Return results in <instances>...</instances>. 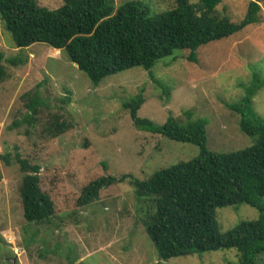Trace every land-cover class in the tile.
Here are the masks:
<instances>
[{
	"label": "rangeland",
	"instance_id": "rangeland-1",
	"mask_svg": "<svg viewBox=\"0 0 264 264\" xmlns=\"http://www.w3.org/2000/svg\"><path fill=\"white\" fill-rule=\"evenodd\" d=\"M252 1L222 0L218 10L240 23ZM37 2L49 10L64 4ZM129 2H141L155 15L173 8L176 0H115V7ZM259 4L260 24L200 47L197 64L187 61L189 51H177L151 72L136 67L109 76L98 86L65 51L45 44L16 48L0 20V51L8 73L0 83V264L163 262L142 225L131 180L147 181L161 169L198 157L200 150L139 130L124 105L143 92L146 102L139 118L158 126L171 118L186 124V113L191 112L192 120L209 122L210 151L251 147L256 139L241 131V116L226 105L240 103L258 76L262 87L253 97V107L264 119V0ZM36 91L38 114L29 123L34 99L29 94ZM59 117L69 130L54 137L51 127ZM16 152L40 167L41 188L55 204L50 225L29 224L24 218L20 195L24 174L15 162ZM6 154L12 156L10 165L2 159ZM104 177L128 179L101 191L98 201L79 205L83 190ZM215 216L220 234L260 218L257 209L245 204L218 208ZM240 258L237 249H222L171 258L165 264H240ZM255 264H264V252Z\"/></svg>",
	"mask_w": 264,
	"mask_h": 264
},
{
	"label": "trees",
	"instance_id": "trees-1",
	"mask_svg": "<svg viewBox=\"0 0 264 264\" xmlns=\"http://www.w3.org/2000/svg\"><path fill=\"white\" fill-rule=\"evenodd\" d=\"M259 2L252 1L246 18L233 23L219 13L222 0H176L173 8L155 15L141 2H129L116 9L115 0H64L59 9L49 10L39 6L37 0H0V20L16 48L45 44L65 51L70 61L98 86L109 76L136 67L151 72L158 62L173 57L177 51H189L187 61L197 64L200 47L260 24ZM4 59L0 51V83L8 78ZM150 76L154 81L152 73ZM154 82L162 87L157 80ZM261 87L256 76L254 86L240 103L226 105L241 116V131L256 139L251 147L230 153L208 149L209 122L192 120L191 112L186 113V124L171 118L158 126L138 117L146 102L143 92L124 105L139 130L192 144L200 150L198 157L161 169L147 181L131 180L142 225L163 261L159 264L222 249H237L240 264H255L264 252V119L253 107V97ZM37 92L29 94L34 96L29 123L38 114ZM60 120L57 118L51 127L54 137L69 130V124ZM11 158L10 154L2 157L6 165L11 164ZM14 159L24 174L20 195L26 222L50 225L55 204L41 188L40 167L19 152ZM127 179L104 177L91 182L83 190L79 205L98 201L101 191ZM242 204L257 209L259 220L241 223L220 234L216 209Z\"/></svg>",
	"mask_w": 264,
	"mask_h": 264
},
{
	"label": "water",
	"instance_id": "water-1",
	"mask_svg": "<svg viewBox=\"0 0 264 264\" xmlns=\"http://www.w3.org/2000/svg\"><path fill=\"white\" fill-rule=\"evenodd\" d=\"M75 66L79 68V66L77 64H75Z\"/></svg>",
	"mask_w": 264,
	"mask_h": 264
}]
</instances>
